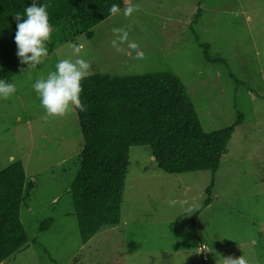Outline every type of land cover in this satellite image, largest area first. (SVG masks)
Listing matches in <instances>:
<instances>
[{"label":"rangeland","instance_id":"obj_1","mask_svg":"<svg viewBox=\"0 0 264 264\" xmlns=\"http://www.w3.org/2000/svg\"><path fill=\"white\" fill-rule=\"evenodd\" d=\"M127 4L134 7L129 15H111L92 37L68 22L58 37L52 28L47 59L17 72L16 94L0 100V171L21 161L34 184L21 208L29 242L1 264H227L241 255L264 264V0ZM114 28L127 30L118 47ZM73 44L83 45L87 75L174 71L206 131L243 117L216 171L172 174L149 146H132L120 220L88 241L71 192L83 148L76 108L45 117L32 89L58 60L76 58Z\"/></svg>","mask_w":264,"mask_h":264},{"label":"trees","instance_id":"obj_2","mask_svg":"<svg viewBox=\"0 0 264 264\" xmlns=\"http://www.w3.org/2000/svg\"><path fill=\"white\" fill-rule=\"evenodd\" d=\"M31 3L32 0H0V77L6 80L11 81L27 67L16 56L15 15L23 14ZM36 3L47 5L55 36L64 34L63 24L68 22L73 32L92 37L93 27L111 16L109 7L116 3L123 9L126 0ZM201 45L206 59L214 60L209 44ZM81 87L85 109L75 108L83 148L71 192L84 241L120 220L132 146H149L157 165L172 174L216 171L243 118L240 114L235 124L204 130L184 82L172 70L123 75L96 72L87 75ZM33 187L27 182L21 161L0 171V264L29 242L21 208Z\"/></svg>","mask_w":264,"mask_h":264},{"label":"clouds","instance_id":"obj_3","mask_svg":"<svg viewBox=\"0 0 264 264\" xmlns=\"http://www.w3.org/2000/svg\"><path fill=\"white\" fill-rule=\"evenodd\" d=\"M134 10L133 5L127 4L123 9L113 3L109 7L111 15H129ZM23 18V19H22ZM17 21L14 42L16 44V56L20 64L26 68H36L44 63L48 56V42L51 39L52 25L49 20L47 5L37 4L32 0L23 14L15 15ZM117 38L111 41L113 47H118V41L127 37V30L114 28ZM76 58L61 59L55 64L54 70L50 71L46 77L36 79L32 83L40 107L43 109L45 117L63 116L71 108L76 107L81 111L85 105L81 103L80 94L82 92L81 81L87 76L89 63L78 54L82 51V44L71 45ZM129 47L136 48L135 43H130ZM143 53L137 52V57L142 58ZM17 92L14 82L0 77V100H7ZM227 264H248V260L243 256L228 258Z\"/></svg>","mask_w":264,"mask_h":264},{"label":"built area","instance_id":"obj_4","mask_svg":"<svg viewBox=\"0 0 264 264\" xmlns=\"http://www.w3.org/2000/svg\"><path fill=\"white\" fill-rule=\"evenodd\" d=\"M206 248H207V246L205 245V244H202L201 245V250H200V253H201V255H202V257H203V259L205 260V261H207L208 260V253L206 252Z\"/></svg>","mask_w":264,"mask_h":264}]
</instances>
